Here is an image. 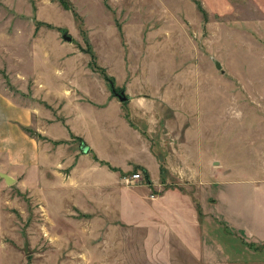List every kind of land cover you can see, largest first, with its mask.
<instances>
[{
  "label": "rangeland",
  "instance_id": "374dc122",
  "mask_svg": "<svg viewBox=\"0 0 264 264\" xmlns=\"http://www.w3.org/2000/svg\"><path fill=\"white\" fill-rule=\"evenodd\" d=\"M0 98V264H264V0H0Z\"/></svg>",
  "mask_w": 264,
  "mask_h": 264
},
{
  "label": "crops",
  "instance_id": "0c3cea01",
  "mask_svg": "<svg viewBox=\"0 0 264 264\" xmlns=\"http://www.w3.org/2000/svg\"><path fill=\"white\" fill-rule=\"evenodd\" d=\"M0 111L3 114L2 117H0V133H1L0 136H2V138L6 137V139L1 143V146L4 149H6L8 151L9 156H11L13 151L10 150V147H14L16 145L18 147L20 145L18 139L20 138H18L16 141L13 140L12 138H8V136H3V135L11 134L21 137V140L25 141L27 139L31 141L32 138L27 134H25V131L22 128L31 126L32 122L30 119V115H27L28 112L25 109H20L15 107L11 108L9 104L6 101H4L2 98H0ZM33 143H34L33 146H35L34 140Z\"/></svg>",
  "mask_w": 264,
  "mask_h": 264
},
{
  "label": "water",
  "instance_id": "95a60500",
  "mask_svg": "<svg viewBox=\"0 0 264 264\" xmlns=\"http://www.w3.org/2000/svg\"><path fill=\"white\" fill-rule=\"evenodd\" d=\"M63 39L66 40V41H70V40H71V36L66 35V34H63ZM216 64H217V67H218V68L221 67V64H220L218 61H217ZM112 91H113L114 94L119 98V100L123 101V100H126V99H127L126 96L116 93L114 89H113ZM121 93H122V92H121ZM81 150H82L83 152H87V151L89 150V146H87L86 144H82V145H81ZM0 177L3 178V180H4L7 184H10V183H12V182L14 181V179H13L10 175H8V174H6V173H4V172H1V171H0Z\"/></svg>",
  "mask_w": 264,
  "mask_h": 264
},
{
  "label": "trees",
  "instance_id": "16d2710c",
  "mask_svg": "<svg viewBox=\"0 0 264 264\" xmlns=\"http://www.w3.org/2000/svg\"><path fill=\"white\" fill-rule=\"evenodd\" d=\"M24 129L28 130L27 127H24ZM249 245H252V247H253V244L249 243Z\"/></svg>",
  "mask_w": 264,
  "mask_h": 264
},
{
  "label": "built area",
  "instance_id": "2783aa9c",
  "mask_svg": "<svg viewBox=\"0 0 264 264\" xmlns=\"http://www.w3.org/2000/svg\"><path fill=\"white\" fill-rule=\"evenodd\" d=\"M133 177H135V178H136V177H138V174H134V176H133Z\"/></svg>",
  "mask_w": 264,
  "mask_h": 264
}]
</instances>
